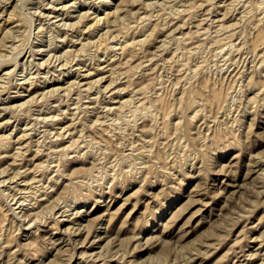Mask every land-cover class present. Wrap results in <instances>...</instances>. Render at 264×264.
<instances>
[{
  "label": "rangeland",
  "instance_id": "rangeland-1",
  "mask_svg": "<svg viewBox=\"0 0 264 264\" xmlns=\"http://www.w3.org/2000/svg\"><path fill=\"white\" fill-rule=\"evenodd\" d=\"M263 59L264 0H0V264H264Z\"/></svg>",
  "mask_w": 264,
  "mask_h": 264
},
{
  "label": "bare ground",
  "instance_id": "bare-ground-1",
  "mask_svg": "<svg viewBox=\"0 0 264 264\" xmlns=\"http://www.w3.org/2000/svg\"><path fill=\"white\" fill-rule=\"evenodd\" d=\"M258 4H259V3H258ZM43 13H44V12H43ZM41 26H42V25H41ZM18 52H19V51H18ZM31 54H32V53H31ZM5 55H6V54H5ZM7 56H8V55H7ZM60 56H61V55H60ZM60 56H59V57H60ZM67 60H68V59H67ZM263 60H264V59H263ZM15 61H16V60H15ZM62 65H63V64H62ZM48 71H49V70H48ZM3 170H4V169H3ZM4 172H5V171H4ZM4 172H3V173H4ZM3 181H4V180H3ZM14 198H15V197H14Z\"/></svg>",
  "mask_w": 264,
  "mask_h": 264
}]
</instances>
